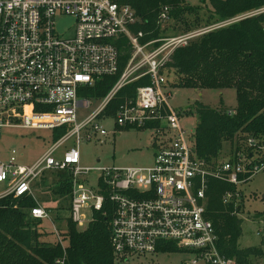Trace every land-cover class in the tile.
<instances>
[{"label":"built area","instance_id":"1","mask_svg":"<svg viewBox=\"0 0 264 264\" xmlns=\"http://www.w3.org/2000/svg\"><path fill=\"white\" fill-rule=\"evenodd\" d=\"M169 12L163 7L158 14L161 30ZM62 19L72 20L71 31L59 30ZM136 24L134 12L119 0H0V136L4 130L51 131L52 136L65 130L29 166L17 163L15 150L8 161H0V184L5 186L0 200L31 196L36 201L33 188L45 174L68 172L69 219L84 230L96 213L110 210V245L116 260L154 254L158 245L172 242L196 254L189 264H237L217 251V237L206 218L208 182L234 187L223 194L222 203L237 210L245 198L242 187L264 172V145L247 138L241 151L226 159L197 160L193 134L182 130L169 105L165 71L173 51L198 33L142 43L143 33L132 32ZM123 39L130 46V58L119 70L116 46ZM116 75L99 107L77 123V109L95 101L82 93L99 79ZM143 77L150 85L137 88L113 117L106 115L110 101ZM110 118L115 131L158 125L151 128L161 139L154 145L150 166L80 167L79 145L106 136L99 123ZM241 214L236 215L241 219ZM29 215L33 220L52 219L51 210L37 201Z\"/></svg>","mask_w":264,"mask_h":264},{"label":"trees","instance_id":"2","mask_svg":"<svg viewBox=\"0 0 264 264\" xmlns=\"http://www.w3.org/2000/svg\"><path fill=\"white\" fill-rule=\"evenodd\" d=\"M209 2L210 18L215 21L227 20L264 6V0ZM119 3L134 12L137 24L132 32L143 33L142 43L171 35L167 33L170 28L161 30L157 23L163 7L170 9L169 21L172 24L183 23L186 29L190 26L185 22V14L197 10L184 5L183 0H119ZM116 48L119 70H122L130 58V46L123 39ZM165 72L169 86L235 91L237 104L234 110L196 105L199 123L193 134V154L197 160L207 163L222 160L220 154L224 143H230L232 147L229 156L240 152L247 138L264 145V14L209 31L189 41L186 46L175 49ZM170 77L172 80H169ZM117 78L118 75L103 77L82 95L95 101L102 100ZM148 85V77L127 85L110 101L104 112L113 117L125 99L134 98L137 88ZM157 126L149 124L144 129L151 130ZM64 133V129L54 131L53 140ZM48 177V185L54 188V194L69 203L72 190L70 174L47 173L39 183L44 185ZM208 183L206 218L212 223L217 237L218 253L237 264H250L249 258L261 255V251L256 248L240 249L238 246L242 220L236 214L242 213V206L236 210L232 205L222 203L223 194L234 190V187L213 179ZM47 186L40 188L43 190ZM67 205L69 211L70 204ZM35 206L36 201L31 196L0 200V264H57L56 261L64 264H115L116 258L110 245V210L106 215L96 213L93 222L84 230L78 229L68 217L65 230L58 232L62 242L59 244L43 240L42 221L33 220L29 215L30 209ZM182 250L176 244L167 242L158 245L156 253L171 254Z\"/></svg>","mask_w":264,"mask_h":264},{"label":"rangeland","instance_id":"3","mask_svg":"<svg viewBox=\"0 0 264 264\" xmlns=\"http://www.w3.org/2000/svg\"><path fill=\"white\" fill-rule=\"evenodd\" d=\"M183 3L197 9L192 14H185V22L188 23L190 28L186 29L183 23L172 24L170 21L164 26L165 29L170 28L167 29V33H170L173 37L198 33V36L191 38L189 41L209 31H217V29L233 25L245 18L264 14V6H262L227 20L215 21L210 18L209 0H183ZM187 19L191 22H188ZM72 25L73 22L70 19L58 21V28L61 31H71ZM169 80H172V78L170 77ZM166 91L171 94L170 107L178 115L182 130L188 134H194L199 123V115L196 112L197 104L212 109L224 110H234L237 104L233 89L222 91L212 89L196 90L170 85ZM102 100L93 101L89 108L77 109V123L82 122L91 115L99 107ZM99 124L106 130L107 135L79 145L80 167H147L152 164L154 145L158 144L159 139H161L155 131L126 128L115 131L114 118ZM52 143L51 131L4 130L0 136V161H8L10 152L15 150L17 163L29 166L40 158ZM231 151L230 143H224L220 159L228 158ZM49 182L50 177L46 178L44 185L36 183L34 185L35 189H33L35 199L40 207L52 209L51 221H42L40 225L41 231L45 232L42 238L48 242H55V231L63 232L65 230V220L69 217L67 204H70V200L68 203L67 200L55 195L54 188L48 185ZM42 186L47 187L42 190L40 188ZM4 190L5 186L0 184V193ZM242 190L245 198L241 207V238L238 246L240 249H259L261 255H254L249 258V261L250 264H264V172L254 176L242 187ZM195 257V253L183 249L171 254L154 253L127 256L125 260H115V264H189Z\"/></svg>","mask_w":264,"mask_h":264},{"label":"crops","instance_id":"4","mask_svg":"<svg viewBox=\"0 0 264 264\" xmlns=\"http://www.w3.org/2000/svg\"><path fill=\"white\" fill-rule=\"evenodd\" d=\"M37 201V200H36ZM37 203H38V201H37Z\"/></svg>","mask_w":264,"mask_h":264}]
</instances>
